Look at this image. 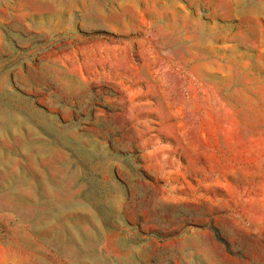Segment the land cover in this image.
<instances>
[{
	"label": "rangeland",
	"instance_id": "obj_1",
	"mask_svg": "<svg viewBox=\"0 0 264 264\" xmlns=\"http://www.w3.org/2000/svg\"><path fill=\"white\" fill-rule=\"evenodd\" d=\"M0 264H264V0H0Z\"/></svg>",
	"mask_w": 264,
	"mask_h": 264
},
{
	"label": "trees",
	"instance_id": "obj_2",
	"mask_svg": "<svg viewBox=\"0 0 264 264\" xmlns=\"http://www.w3.org/2000/svg\"><path fill=\"white\" fill-rule=\"evenodd\" d=\"M215 238H216V240H217L218 242H220V243L223 244V241H222L221 239H219V238L217 237V235L215 236Z\"/></svg>",
	"mask_w": 264,
	"mask_h": 264
}]
</instances>
